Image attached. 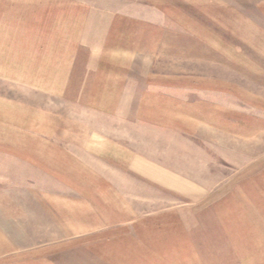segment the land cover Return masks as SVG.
Segmentation results:
<instances>
[{
	"label": "crops",
	"instance_id": "0c3cea01",
	"mask_svg": "<svg viewBox=\"0 0 264 264\" xmlns=\"http://www.w3.org/2000/svg\"><path fill=\"white\" fill-rule=\"evenodd\" d=\"M147 1L0 0V264H241L243 213L264 253V4ZM195 139L251 176L207 217Z\"/></svg>",
	"mask_w": 264,
	"mask_h": 264
},
{
	"label": "rangeland",
	"instance_id": "374dc122",
	"mask_svg": "<svg viewBox=\"0 0 264 264\" xmlns=\"http://www.w3.org/2000/svg\"><path fill=\"white\" fill-rule=\"evenodd\" d=\"M100 7L111 9L113 11L127 12L134 15H144L147 13L149 2L147 0H89ZM169 2V0H162ZM231 3L236 1L240 3L242 8L256 9V6L264 4V0H226ZM255 12V10L253 11ZM256 12H258L256 10ZM261 18V17H260ZM261 20V19H260ZM264 24V21H263ZM0 90H16L10 89L7 86L0 84ZM41 100V99H40ZM154 135V133H151ZM194 176H193V190L185 193L186 197L179 193L178 204L190 203V209H195L196 213L203 216L213 215L218 212L221 205L220 197L225 194L234 193L235 185L246 183V187L250 183V174L224 164L213 152L200 141L194 140ZM229 183L228 185H226ZM225 184V185H223ZM235 184V185H234ZM248 191L246 192V194ZM157 206L146 207V211L159 209ZM243 215V216H242ZM241 215L239 223H237V230H240L243 235V249L241 255V264H264V253L251 252L249 246V239L246 238L252 229L253 217L250 215ZM234 225V224H230ZM228 241V240H227ZM237 256L227 255V264H235L234 259ZM8 264V263H4Z\"/></svg>",
	"mask_w": 264,
	"mask_h": 264
}]
</instances>
